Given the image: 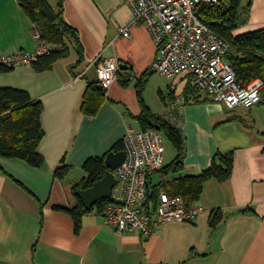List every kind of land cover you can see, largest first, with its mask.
<instances>
[{"label":"crops","instance_id":"obj_1","mask_svg":"<svg viewBox=\"0 0 264 264\" xmlns=\"http://www.w3.org/2000/svg\"><path fill=\"white\" fill-rule=\"evenodd\" d=\"M47 1L57 8L59 0ZM241 3L247 8L239 29L264 27V0ZM62 10L79 35L80 60L66 39L67 53L49 68L37 70L30 64L0 71V87L23 89L40 100L43 128L40 166L0 155V264H264L261 102L228 108L201 91L198 100L184 103L183 173L201 172L216 151L234 154L227 179L211 177L203 183L196 200L202 209L195 219L163 221L143 235L117 231L94 208L75 231L69 212L54 207H74L78 200L71 185L86 175L85 160L108 152L128 124L141 128L135 115L146 110L162 114L168 93L183 96L189 78L179 74L166 83L163 75L152 72L156 46L144 23L131 22L125 0H62ZM124 25L129 36L118 31ZM32 27L17 0H0V52L34 50ZM107 56L118 60L116 79L97 111L86 114L83 95L89 83L97 82L99 59ZM145 71L141 102L136 84ZM175 154L176 149L167 162L163 154V163ZM65 165L67 171L57 176L56 168ZM154 175L159 178V172ZM218 209L221 218L211 226V212Z\"/></svg>","mask_w":264,"mask_h":264},{"label":"built area","instance_id":"obj_2","mask_svg":"<svg viewBox=\"0 0 264 264\" xmlns=\"http://www.w3.org/2000/svg\"><path fill=\"white\" fill-rule=\"evenodd\" d=\"M132 11V23H144L156 46L151 70L168 78L185 71L190 85L203 90L212 100L228 108L250 107L261 99L263 80L249 82L237 78L225 58L229 42L211 29L196 14L202 2L218 0H125ZM118 31L129 36L127 25ZM35 49L0 52V68L32 65L40 56L50 53L51 44L42 38L34 25ZM118 60L115 56L99 59L98 83L105 90L116 79ZM184 96L166 104L162 119L182 126ZM163 135L154 127L135 128L128 124L123 135L126 156L114 173L115 184L103 208L104 221L117 231H134L148 235L156 226L169 220H193L202 209L195 200L184 202L180 194L161 189L154 203L147 196V181L163 164Z\"/></svg>","mask_w":264,"mask_h":264},{"label":"trees","instance_id":"obj_3","mask_svg":"<svg viewBox=\"0 0 264 264\" xmlns=\"http://www.w3.org/2000/svg\"><path fill=\"white\" fill-rule=\"evenodd\" d=\"M17 1L39 29L42 38L51 44L50 53L40 56L32 64L37 70L51 67L58 57L67 53L68 42L66 39L75 46L80 55L79 60L81 59L79 35L63 17L62 0H59L57 8H54L47 0ZM246 8L247 6H244L241 0H218L216 2L200 3L196 14L211 29L229 42L225 58L233 66L239 80L246 83L255 77H260L263 80L259 102L264 103V27L242 33L235 32L237 25L241 24L246 17ZM4 69L9 68L2 67L0 71ZM147 77L148 72L145 71L136 84L137 95L141 102H143L142 90ZM97 84L98 80L95 83H89L83 95L81 109L86 114H94L106 96L105 88L99 89ZM201 91L203 90L190 85L188 82L183 91L185 102L192 98L198 100ZM170 95H172V92H169L167 96L170 97L169 101H173L176 97L174 94ZM163 98L165 97L163 96ZM41 110L40 100L32 99L27 91L13 87H0L1 156L19 158L33 166H40L43 163V156L38 151V145L43 136V128L40 122ZM134 117L141 128L152 127L150 120L159 122L161 125L160 131L164 133L176 149L173 159L168 163H163L157 169L156 172H159V178L152 181V175L147 181V196L154 203L158 199L159 191L164 189L169 194H180L184 202L189 204L199 198L205 180L211 177L225 180L231 175L234 158L232 151H216L210 164L201 172L196 174L183 173L185 138L180 127L148 110ZM123 148L124 144L121 139L114 143L109 150L117 151ZM105 154L92 156L85 160L83 168L86 175L71 185L72 192L78 200L77 204L74 207L54 206L57 209L69 212L73 218L75 231L79 230L81 217L85 213L94 208L103 212L104 206L109 201V198L99 199L91 208H87L75 193L77 188H86L103 176L107 168L104 161ZM67 169V165L57 167L55 174L62 176ZM220 212L219 209L212 210L211 226H215L220 220Z\"/></svg>","mask_w":264,"mask_h":264},{"label":"water","instance_id":"obj_4","mask_svg":"<svg viewBox=\"0 0 264 264\" xmlns=\"http://www.w3.org/2000/svg\"><path fill=\"white\" fill-rule=\"evenodd\" d=\"M99 89H102L101 84H97ZM150 124L152 127L160 129L161 125L159 122L155 120H150ZM126 151L124 149L120 150H109L105 154V164L107 168L103 176L93 182L92 185L86 188H77L75 193L80 198L82 204L91 208L97 200L103 198H109L111 196L112 189L115 184L114 180V169L119 166L123 160L125 159Z\"/></svg>","mask_w":264,"mask_h":264},{"label":"rangeland","instance_id":"obj_5","mask_svg":"<svg viewBox=\"0 0 264 264\" xmlns=\"http://www.w3.org/2000/svg\"><path fill=\"white\" fill-rule=\"evenodd\" d=\"M241 26H242L241 24H238L237 27L235 28V31L237 33H241V32L247 31L249 29V28H246V29H242L241 30V29H239V28H241ZM185 73H186L185 71H181V72L177 73L176 76L178 75L177 78H179V76L181 74L185 75ZM176 76H174V77H176ZM162 79L166 80V83H167V81L170 82V79H172V78H168V77H165V76L163 77L162 76ZM178 90H179V88H178ZM161 133L163 135V139H162V150H163V154H164V162H167L168 159H171V157H172L175 149L172 146V144L169 142V140L166 138V136L164 135V133L162 131H161ZM156 179H157V176L156 175H153L152 176V181H154Z\"/></svg>","mask_w":264,"mask_h":264}]
</instances>
